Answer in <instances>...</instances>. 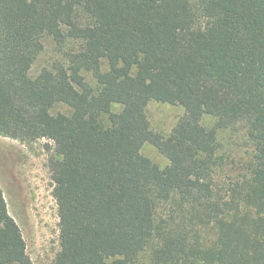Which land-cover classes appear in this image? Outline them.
<instances>
[{
	"label": "trees",
	"instance_id": "16d2710c",
	"mask_svg": "<svg viewBox=\"0 0 264 264\" xmlns=\"http://www.w3.org/2000/svg\"><path fill=\"white\" fill-rule=\"evenodd\" d=\"M152 100L184 110L166 137ZM238 125L251 154L219 180ZM0 135L53 143L52 264H264V0H0ZM0 264H34L1 188Z\"/></svg>",
	"mask_w": 264,
	"mask_h": 264
},
{
	"label": "rangeland",
	"instance_id": "374dc122",
	"mask_svg": "<svg viewBox=\"0 0 264 264\" xmlns=\"http://www.w3.org/2000/svg\"><path fill=\"white\" fill-rule=\"evenodd\" d=\"M43 50L32 66V73L48 66L58 58V52L50 36L42 38ZM103 70L106 69L104 65ZM135 70L133 69V72ZM94 83L90 75H86ZM119 104L112 109L118 111ZM52 113L70 114L71 109L64 104H56ZM150 127L166 137L184 110L179 105L150 101L146 106ZM215 117L204 115L201 123L210 128ZM218 141L221 152L228 158L227 164L219 171V180H227L240 165L239 161L249 157L252 151L243 126L219 131ZM141 153L153 163L163 168L168 159L153 145L146 142ZM54 154V147L47 139H38L30 144L0 135V188L3 191L9 214L20 227L25 241L26 252L34 264H52L59 250V216L56 200L52 194L48 159ZM213 233L210 234L212 236ZM113 258L107 264H113ZM140 261L147 262V252L140 254Z\"/></svg>",
	"mask_w": 264,
	"mask_h": 264
}]
</instances>
